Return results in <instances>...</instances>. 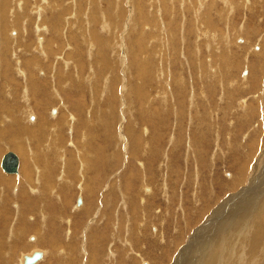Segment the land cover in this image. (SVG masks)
Wrapping results in <instances>:
<instances>
[{
	"label": "rangeland",
	"instance_id": "1",
	"mask_svg": "<svg viewBox=\"0 0 264 264\" xmlns=\"http://www.w3.org/2000/svg\"><path fill=\"white\" fill-rule=\"evenodd\" d=\"M9 5V16L0 20V28L6 26L0 29L1 68L3 56L10 60L6 71L0 68V159L7 151L19 158L7 145L24 147L37 158L39 182L48 190L28 181L41 192L34 194L36 205L15 209L20 193L32 195L21 184L22 169L32 163L23 151L16 175L20 193L6 188L15 176L0 170V203L7 202L0 211V264H21L23 255L44 249L37 245L40 230L51 234L45 256H53L38 264H199L214 247L215 264H264V0ZM6 34L14 39L8 48ZM49 39L56 54L46 58L38 46ZM32 55L36 60L26 61ZM26 70L34 73L31 83ZM39 117L56 123V134L43 125L34 136ZM79 122H89L92 138L81 137ZM11 123H20L18 133L24 134L8 139ZM85 155L93 158L86 174ZM58 156L64 164L53 163ZM68 159L74 167L69 164L67 173ZM95 170L103 182L101 194L96 192L102 214L89 224L73 205L84 197L80 179H91ZM113 181L116 191L108 193ZM256 223L261 231L253 229ZM96 249L100 254L92 259Z\"/></svg>",
	"mask_w": 264,
	"mask_h": 264
},
{
	"label": "bare ground",
	"instance_id": "2",
	"mask_svg": "<svg viewBox=\"0 0 264 264\" xmlns=\"http://www.w3.org/2000/svg\"><path fill=\"white\" fill-rule=\"evenodd\" d=\"M10 1V0H9ZM9 1L8 0H2V1H0V20L2 19L3 20V22H4V18L6 17L5 16V14H6V12H7V17L9 16L8 14H9V12H11L10 10H9ZM24 3H25V1H24ZM27 3H28V1H27ZM22 4V3H21ZM9 5V6H8ZM15 5V4H14ZM27 6H28V4H27ZM11 7V6H10ZM31 7V6H30ZM18 9V8H17ZM34 10V9H33ZM28 11V10H27ZM23 12V11H22ZM22 12H21V16L19 15V13H18V15H16V16H18V17H22ZM14 14H15V12H14ZM41 14H44V12L42 13V11H41ZM58 15V14H57ZM11 16V15H10ZM36 16V15H35ZM44 16V15H43ZM15 17V16H14ZM17 17V20L16 21H18V18ZM28 17V16H27ZM38 17V16H37ZM54 17V16H53ZM29 18V17H28ZM43 18V17H42ZM22 19V18H21ZM34 20H35V18H34ZM49 20V19H48ZM61 20L62 21H64L62 18H61ZM69 20V19H68ZM68 20H67V22H68ZM42 21V20H41ZM47 21V20H46ZM45 21V22H46ZM61 21V22H62ZM2 22V21H1ZM8 21H6V23H7ZM10 22V21H9ZM65 22V21H64ZM15 23V22H14ZM23 23V22H22ZM47 23V22H46ZM54 23V22H53ZM59 23V22H58ZM102 23H104V22H102ZM16 24H18L17 22H16ZM33 24H34V22H33ZM44 24V23H43ZM48 24V23H47ZM46 24V25H47ZM62 24H64L65 25V23H62ZM20 25H22V27H23V24H21V22H20ZM39 25V24H38ZM41 25H42V23H41ZM40 25V26H41ZM64 25H62V27H61V30L62 29H64ZM69 25V24H68ZM3 26H5V25H3ZM3 26H1L3 29H4V27ZM16 26V25H15ZM43 26V25H42ZM48 26V25H47ZM55 26V25H54ZM106 26V25H105ZM6 27V26H5ZM38 27V26H37ZM36 27V28H37ZM43 27H45V26H43ZM42 27V28H43ZM2 28H0L1 29V31H2ZM35 28V27H34ZM36 28H35V30H36ZM56 28V27H55ZM10 29V28H9ZM38 29V28H37ZM40 29V28H39ZM43 29H45V28H43ZM54 29V28H53ZM6 30V29H5ZM56 30V29H55ZM1 31H0V33H1ZM23 31V30H22ZM52 31V30H51ZM45 32H47V30L45 31ZM2 33H4V32H2ZM8 33V32H7ZM12 33V32H11ZM95 33H96V31H95ZM9 34H10V32H9ZM54 34V33H53ZM97 34V33H96ZM5 35V34H4ZM55 35V34H54ZM37 36V35H36ZM39 36V35H38ZM58 36H60V34L58 35ZM5 37V36H4ZM7 37V38H6ZM6 41H4V45H5V48H8V47H6L7 46V43L11 40V41H13L14 39H11L12 37H8V34H6ZM15 37V36H14ZM62 36H60V38H61ZM40 38H42V37H40L39 36V39ZM94 39H96V38H94ZM54 40V39H53ZM53 40L52 39H49V41L47 42V44H41L40 45V47L38 46V48H40L42 51H46L47 52V56H45L46 58H50L51 56H52V54H56V52H52V49H53ZM97 40V39H96ZM101 40V39H100ZM40 42V41H39ZM45 42H46V40H45ZM0 43H1V46H2V40H1V36H0ZM43 43V42H42ZM21 44V43H20ZM104 44V43H103ZM106 44V43H105ZM3 45V46H4ZM34 45V44H33ZM36 45V44H35ZM26 47H29V45H25ZM32 46V45H31ZM4 48V49H5ZM10 48V47H9ZM58 48H60V49H62L61 47H58ZM11 49V48H10ZM59 49V50H60ZM58 50V49H57ZM6 52V51H5ZM11 52V51H10ZM68 56H70V55H68ZM3 60L5 61V62H2L1 61V63H4V64H2V66H3V68H1V65H0V68L2 69V70H5L6 71V67H7V64L9 63L10 64V60H8V58L6 57V56H3ZM15 60V59H14ZM30 60L31 61H35L36 60V58H35V56L33 57V55H32V57H30V58H28L26 61H28V62H30ZM65 63V66L68 64V62H64ZM79 63H80V60H79ZM13 64V63H12ZM18 64V63H17ZM30 64V63H29ZM50 64V63H49ZM81 64V63H80ZM12 66V65H11ZM50 67H51V64H50ZM15 68V67H14ZM22 68V67H21ZM65 68V67H64ZM0 69V70H1ZM12 71H13V69H12ZM17 71V70H16ZM48 71V73H49V71L50 70H47ZM1 72V71H0ZM28 70H26L25 71V77L27 76V78L26 79H28V80H30V83L32 82V79H33V74L34 73H32V72H29V75H28ZM10 73V72H9ZM1 74V73H0ZM2 74H3V72H2ZM11 74H13V73H11ZM20 74V73H19ZM23 74V73H22ZM23 75V76H24ZM12 76V75H11ZM1 77V76H0ZM14 77V76H13ZM9 80V79H8ZM14 79H12L11 81H13ZM49 81V80H48ZM9 82V81H8ZM32 86L34 87L35 86V84H32ZM116 88V87H115ZM56 94V93H55ZM95 101V100H94ZM79 108V107H78ZM83 113V111L81 112V114ZM5 114V113H4ZM49 116L50 115H48V118H49ZM84 116H85V114H84ZM1 117H2V115H1ZM62 118H63V116H62ZM70 118V117H69ZM83 118V117H82ZM67 119H68V117H67ZM74 119V118H73ZM84 119V118H83ZM31 120H34L32 117H31ZM39 120L41 121L39 124H38V118H37V121H36V124L34 125V126H32V128H33V130H34V132L32 133L34 136H36V135H38V129H39V131L41 130L40 128H41V126H43L44 127V129L46 128V127H48L47 125H50V129H54V133L56 134V132L58 131V125H56V123L55 124H49V123H47L46 122V120H43L42 118H40L39 117ZM43 120V121H42ZM85 121H91L90 120V118H88V117H86L85 116V119H84ZM72 121V120H71ZM103 121V120H102ZM34 122V121H33ZM60 122V121H59ZM65 123V122H64ZM69 123V122H68ZM89 122H79V126H81V129L82 130H84L85 129V131L84 132H81L82 134H81V137L82 138H85V136L88 138V137H90V138H92V135H94V134H92V133H90V132H87L86 131V125L88 124ZM107 123V122H106ZM18 124H20V123H11L10 124V126L9 127H12V129H10L7 133H5V135H9V138L8 139H10V137L11 136H15L16 134L18 135V134H21L22 135V133L23 132H19L18 133V131L21 129H19L18 130V128H19V126H17ZM46 124V125H45ZM66 124V126H68V124L67 123H65ZM81 124V125H80ZM13 125H15V128L13 127ZM71 127V126H70ZM75 127V126H74ZM112 127H114V126H112ZM68 128V127H67ZM109 129H110V127H108ZM6 129V128H5ZM25 131H26V127H24L23 128ZM50 129H48V130H50ZM70 129V128H69ZM74 129V128H73ZM43 130V129H42ZM92 130V129H91ZM115 130V129H114ZM144 132V131H143ZM75 133V132H74ZM80 133V132H79ZM78 133V134H79ZM24 134V133H23ZM82 135H84V136H82ZM134 135V137H136V138H138L139 140H141L142 141V139H141V135H137V136H135V134H133ZM25 136H26V134H25ZM78 136V135H77ZM39 137V136H38ZM56 137H60L61 138V140L60 141H62V140H64V138H62V136H56ZM75 137H76V134H75ZM80 137V138H81ZM15 138V137H14ZM24 138V137H23ZM45 138V137H44ZM70 138V137H69ZM2 139V138H1ZM16 139V138H15ZM76 139V138H75ZM20 140V139H19ZM6 141V140H5ZM22 141V140H21ZM53 141H56V138L53 140ZM1 142L3 143V141L1 140ZM11 142V141H10ZM18 142V141H17ZM64 142V141H63ZM5 143V142H4ZM66 143H67V140H66ZM65 143V144H66ZM15 144V143H14ZM21 145H22V143H20ZM87 145V144H86ZM254 145V144H253ZM7 147H9V148H11V149H14V150H16L21 156H22V154H23V151L24 152H26V155H27V158L29 159V161L30 162H28V164H30V163H32V164H30L29 166V169H22V172H23V180L21 181L22 183V185L23 186H25V185H29V192H32V195H31V197L27 194H25L24 193V191H23V188H21V191H20V184H18L19 182H20V180L21 179H19V178H21V176L19 177H17L16 175L18 174V172H19V169H20V155H19V158H18V154L17 155H15L13 152H11V153H13L14 155H15V157H16V159H17V169H16V172L15 173H11V174H6V173H4V174H6L7 176H15V177H13V178H11V179H8V182H7V186H6V188L8 189V190H11V189H13V193H14V191H15V193H20V192H22L23 191V193H20V195L18 196L19 198L21 197L23 200H21L20 202H16V204L14 205V207H15V209H16V207H18V208H20V210H21V206H27L28 204H32V206H35L36 205V203H35V197H37V196H35L34 194H39V193H41L38 189L40 188V190H42V189H44V190H42V191H45V190H48V186L46 187L45 185H43V184H41L39 181H40V173L41 172H39L38 171V168H37V165H36V162H38V161H36V159L34 158L33 160H32V158H30V156H29V153H28V151H26L25 150V148L24 147H21L20 145H18V146H15L14 148H12V145L10 146V145H7ZM137 147V146H136ZM253 147V146H252ZM88 148V147H87ZM35 149V148H34ZM32 150V149H31ZM34 151V150H33ZM10 152V151H9ZM30 152V151H29ZM79 154V153H78ZM95 154V153H94ZM74 155V154H73ZM93 155V154H92ZM247 155V154H246ZM35 156V155H34ZM75 156V155H74ZM33 157V156H32ZM37 157V156H36ZM84 157V156H83ZM80 158V157H79ZM85 159H84V166H85V174L87 173V172H89V169H90V167H91V164H90V162H91V160L93 159H91V158H88L86 155H85V157H84ZM61 160V162L60 163H63L64 164V159H62V158H60L59 156L58 157H56V158H53V163H55V165L57 164V162H55V160ZM74 160V159H73ZM73 160H69L68 159V161H65L66 162V165H67V170H66V172L68 173L69 172V170H70V166H69V164L70 165H72L70 162H73ZM75 161H76V158H75ZM83 160H81V162H82ZM202 161V160H201ZM40 163V162H39ZM60 163L58 162V164L60 165ZM81 164V163H80ZM76 165V164H75ZM82 165V164H81ZM73 167H74V165H72ZM83 166V165H82ZM50 167V166H49ZM96 167V166H95ZM100 167H101V165H98V169H100ZM95 169V168H94ZM49 170V169H48ZM79 170V169H78ZM43 171V170H42ZM94 172V171H93ZM99 172H100V170H95V172H94V174H93V176H92V178L91 179H88V178H86V180H85V178L84 177H82L80 180H82V184L81 185H83L84 186V192H83V196L84 197H82V199H81V197H80V199H79V204H76V203H74V207L76 208V212H77V214L76 215H81V214H84V215H86V219L88 220V222H89V224L90 223H92L93 222V220H95V218L93 217V215H95L96 217H98L99 215L98 214H102V208L101 207H99V204H98V202H97V200H99V198H101V197H99V196H97L96 195V192L98 191V193H100V189L102 188V186H101V184L103 185V182H102V180H101V177H100V174H99ZM44 173V172H43ZM48 173V172H47ZM67 173H66V175H67ZM42 174V173H41ZM71 174V173H70ZM84 174V175H85ZM36 175L38 176V178L37 179H34L35 177H36ZM48 175V174H47ZM61 175V174H60ZM237 175V174H236ZM45 177V176H44ZM47 177V176H46ZM49 177H50V173H49ZM237 177V176H236ZM3 178V177H2ZM84 178V179H83ZM7 179V178H6ZM61 179V178H60ZM63 179V178H62ZM73 179V178H72ZM75 179V178H74ZM17 180H19V181H17ZM30 180H35V181H38V184H37V186H39V188H37V187H35L34 185H36V184H34V185H30V182H28V181H30ZM47 180H48V178H47ZM47 180H45V182H47V185L49 184V180L47 181ZM66 180H68V179H66ZM3 181V180H2ZM71 181H74V180H71ZM75 183H76V180L74 181ZM11 183H13V185H11ZM33 183V182H32ZM73 183V182H72ZM115 182L113 181L112 183H110L109 182V184H111L110 185V187H109V191H108V193H112L113 191H116V188H117V186L114 184ZM50 185V184H49ZM67 185V184H66ZM41 186V187H40ZM51 186V185H50ZM50 186H49V189H50ZM52 187V186H51ZM31 189V190H30ZM52 189V188H51ZM55 189V188H54ZM56 189H57V187H56ZM98 189V190H97ZM65 190H66V188H65ZM128 190V189H127ZM101 191H102V189H101ZM9 192V191H8ZM46 192V191H45ZM51 193H53V192H51ZM65 193V192H64ZM10 194V193H9ZM101 194V193H100ZM105 194V193H104ZM125 194V193H124ZM55 195V194H54ZM14 197V196H13ZM103 197V196H102ZM108 197H109V195H108ZM126 197V196H125ZM89 198V199H88ZM112 198V197H111ZM2 199V198H1ZM0 199V200H1ZM18 199V198H17ZM108 199V198H107ZM106 199V200H107ZM38 200V199H37ZM82 200H84L83 201V203H82V205L81 206H79L80 204H81V201ZM76 201V200H75ZM108 201V200H107ZM24 202V203H23ZM100 202H102L103 203V205H106V206H108V203L104 200V197L102 198V200L100 201ZM109 202V201H108ZM245 203V202H244ZM5 204H7V202H3V200H2V202L0 203V211H2L3 209H4V205ZM77 206H79V207H77ZM95 204L97 205V207H95ZM19 205V206H18ZM67 205H68V203H67ZM40 206V205H39ZM262 209H264V202L263 203H261V205H259ZM99 207V208H98ZM117 207H118V205H117ZM30 208H32V207H30ZM7 209V208H6ZM23 209H25V208H23ZM104 209H106V207L104 208ZM32 210V209H31ZM38 210V209H37ZM110 210V213H114L116 210H113V209H109ZM39 212L41 211V210H38ZM129 212V211H128ZM116 214V213H115ZM4 215V214H3ZM76 215H74V217L76 216ZM114 215V214H113ZM112 216V215H111ZM110 216V217H111ZM5 217V216H4ZM10 216H8V217H6L5 219L7 220V221H9L10 223H12V224H19L18 222L20 221L18 218L13 222V218L11 217V218H9ZM99 217H101V216H99ZM89 218V219H88ZM64 219V221L66 222V224L68 225V223L69 222H71V220H70V218H63ZM31 220H34V218H32ZM41 220V219H40ZM4 221V220H3ZM225 221V220H224ZM27 222V221H26ZM29 222V221H28ZM240 222V221H239ZM241 223V222H240ZM23 224V223H22ZM73 224V223H72ZM88 224V225H89ZM233 224V223H232ZM44 225V224H43ZM42 225V226H43ZM77 225V224H76ZM82 225V224H81ZM81 225H80V227H81ZM242 224H240V226H241ZM16 226V225H15ZM243 226V225H242ZM41 227V226H40ZM72 227V226H71ZM227 227V226H226ZM234 227H236V226H234ZM14 228V227H13ZM44 228V227H43ZM73 228V227H72ZM238 228V227H237ZM243 228V227H242ZM240 229V231H239V233H241L242 231H244V229L245 228H243V229ZM258 228H259V230L261 231L263 228H262V225L261 224H259V226L257 225V223L253 226V229L256 231V230H258ZM68 229V228H67ZM86 229L87 228H84V230H81V232H79V233H81L80 234V238H81V240L82 241H80V243L81 242H83L81 245H80V247H79V249H81L82 251H83V247H84V243L86 242V240H87V238L84 236V234H85V232H86ZM232 229V228H231ZM234 229V228H233ZM248 229V228H247ZM9 230V229H8ZM70 230V229H69ZM13 231V230H12ZM68 231V230H67ZM70 231H72V229L70 230ZM69 231V232H70ZM85 231V232H84ZM229 231H230V229H229ZM247 231V230H246ZM250 231H251V229H250ZM73 232V231H72ZM232 232V231H231ZM45 233V232H44ZM67 233V232H66ZM232 233H235V232H232ZM253 233V232H252ZM9 234H10V232H9ZM225 234H227V239L228 240H230L231 238L229 237L230 235H232L230 232H229V234L226 232ZM12 235H13V233H12ZM12 235H11V237H12ZM17 235H19V234H17ZM51 234L50 233H45V234H43V235H41V230L38 232V235H37V239H38V241H37V245H39V246H43V248L44 249H46V250H44V249H34V250H31V253L30 254H25V255H23L22 257H21V260H19V256H18V260L21 262V264H23L22 263V260H23V257L24 256H30L33 252H38L39 254H40V257H39V259L38 260H36L34 263H32V264H38L42 259H43V257H45V261H47L48 260V258H50V257H48V256H53L50 252H49V255H47V256H45L46 254H47V252H48V249H47V246H49V245H47V243L48 242H50V241H48V240H50L51 239V236H50ZM68 235V234H67ZM96 235V234H95ZM97 235H101V234H97ZM241 235V234H240ZM239 235V236H240ZM245 235V234H244ZM246 235H248V232H246ZM245 235V236H246ZM13 236H15V235H13ZM74 237H75V235H73ZM79 236V235H78ZM91 236V235H90ZM244 236V237H245ZM257 236V235H256ZM8 237V236H7ZM19 237H21L20 235H19ZM88 237H89V235H88ZM92 237H93V235H92ZM249 236H247V238H248ZM13 238V237H12ZM214 240V239H213ZM253 241L255 242V238L253 239ZM52 242V241H51ZM239 243V242H238ZM93 244H97V241L96 240H94V243ZM110 244V243H109ZM230 244V243H229ZM240 244H241V242H240ZM86 245V244H85ZM11 246V245H10ZM10 246H9V249H10ZM55 246V245H54ZM241 246H242V244H241ZM249 246H251V245H249ZM1 247V246H0ZM114 247V246H113ZM52 248V247H51ZM54 248V247H53ZM216 248H218V247H214L213 249H212V255L211 256H214L215 254H217L216 253ZM222 248V247H221ZM2 249V248H1ZM31 249V248H30ZM250 249V248H249ZM80 250V251H81ZM210 250V249H209ZM87 252H89V251H87ZM112 252V251H111ZM208 252V251H207ZM1 253V252H0ZM5 253V252H4ZM80 253V252H79ZM92 253H93V256H92V259H95L97 256H98V254H100V252L99 251H97V249H96V251L95 250H92ZM19 254V253H18ZM83 254V253H82ZM113 254V253H112ZM68 255V254H67ZM138 255V254H137ZM5 256V255H4ZM4 256L2 255V253L0 254V263H2V259L4 258ZM20 256H21V254H20ZM83 256H85V255H83ZM210 256V255H209ZM209 256H207V255H205V257L203 258H201L202 259V261H200L199 262V264H215V259L217 260L218 259V257H215V258H213V259H211V256L209 257ZM216 256V255H215ZM6 257L7 258H10V255H9V252H7V254H6ZM5 257V258H6ZM5 260V259H4ZM114 260V259H113ZM43 261H44V259H43ZM88 261V260H87ZM91 261V260H90ZM9 262V261H8ZM14 262V261H13ZM149 262V261H148ZM239 262H243V259L241 260V261H239ZM93 263L94 264H96V262L95 261H93ZM138 263V262H137ZM144 263V262H143ZM15 264V263H14ZM16 264H18V262L16 263ZM90 264H92V263H90ZM240 264H242V263H240ZM254 264V263H253Z\"/></svg>",
	"mask_w": 264,
	"mask_h": 264
},
{
	"label": "water",
	"instance_id": "3",
	"mask_svg": "<svg viewBox=\"0 0 264 264\" xmlns=\"http://www.w3.org/2000/svg\"><path fill=\"white\" fill-rule=\"evenodd\" d=\"M17 169V159L15 155L9 151L5 152L0 159V170L6 174L15 173ZM76 204H79V199H76ZM40 254L38 252H33L30 256H24L23 264H32L38 260Z\"/></svg>",
	"mask_w": 264,
	"mask_h": 264
}]
</instances>
